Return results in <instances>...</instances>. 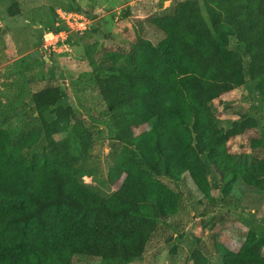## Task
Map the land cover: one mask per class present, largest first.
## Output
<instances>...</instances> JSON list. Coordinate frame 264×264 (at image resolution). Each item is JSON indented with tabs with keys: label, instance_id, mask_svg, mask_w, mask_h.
Masks as SVG:
<instances>
[{
	"label": "trees",
	"instance_id": "16d2710c",
	"mask_svg": "<svg viewBox=\"0 0 264 264\" xmlns=\"http://www.w3.org/2000/svg\"><path fill=\"white\" fill-rule=\"evenodd\" d=\"M52 14L56 31H67ZM149 24L162 36L156 45L135 36L98 60L88 56V84L105 106L91 118L126 154L110 168L109 183L121 180L112 195L103 198L83 181L94 179V138L61 105L62 85L31 97L45 139L41 152L29 155L0 129V264H73L74 256L139 261L182 208L184 193L168 184L181 186L184 177L210 202L212 173L223 198L237 182L264 194V156L229 150L228 140L242 130L224 131L214 105L252 83L264 108V0H182ZM240 242L217 250L220 264H264L262 243ZM189 264L214 263L194 250Z\"/></svg>",
	"mask_w": 264,
	"mask_h": 264
},
{
	"label": "rangeland",
	"instance_id": "374dc122",
	"mask_svg": "<svg viewBox=\"0 0 264 264\" xmlns=\"http://www.w3.org/2000/svg\"><path fill=\"white\" fill-rule=\"evenodd\" d=\"M178 1L182 0H0V129H8L29 155L41 152L45 139L31 97L39 89L62 85L65 95L61 105L70 106L94 138L90 159L94 179L85 176L83 181L94 185L103 198L112 195L121 180L109 183L110 168L116 159H126V154L122 145L109 141L104 128L91 118H97L105 106L97 89L88 84V56L98 60L106 51L123 48L135 36L156 45L162 36L149 19L170 12ZM11 6L17 10L13 16L7 13ZM60 10L81 16L80 29L70 18L67 31L57 32L52 11ZM70 31L79 37L73 39ZM93 45L95 51L91 52ZM230 46L237 49L233 39ZM214 105L224 131L242 130L228 140L229 150L263 157L264 108L254 84L223 95ZM249 144L254 150L247 149ZM209 180L213 188L218 183L213 173ZM168 185L184 193L182 208L169 225L162 227L164 237L151 242L143 258L131 264H189L194 250H200L211 263L220 264L218 249L228 244L236 249L239 241L250 239L262 243L264 253L263 193L237 182L227 198L221 197L220 189L212 188L210 202L198 194L188 177L181 186ZM73 264L98 262L74 256Z\"/></svg>",
	"mask_w": 264,
	"mask_h": 264
},
{
	"label": "built area",
	"instance_id": "2783aa9c",
	"mask_svg": "<svg viewBox=\"0 0 264 264\" xmlns=\"http://www.w3.org/2000/svg\"><path fill=\"white\" fill-rule=\"evenodd\" d=\"M57 17L65 23L67 27H70V23L68 22V19L73 18L74 25H78V29H80V26L83 24V18L75 13H67L63 10L57 11ZM66 17V18H65ZM71 23V24H73ZM69 25V26H68Z\"/></svg>",
	"mask_w": 264,
	"mask_h": 264
},
{
	"label": "water",
	"instance_id": "95a60500",
	"mask_svg": "<svg viewBox=\"0 0 264 264\" xmlns=\"http://www.w3.org/2000/svg\"><path fill=\"white\" fill-rule=\"evenodd\" d=\"M3 32H5V31L3 30L2 33H3ZM69 35H70L71 37H73V39H77V38L79 37V34H78L77 32H75V31H70V32H69ZM40 50L43 51V48H41Z\"/></svg>",
	"mask_w": 264,
	"mask_h": 264
}]
</instances>
